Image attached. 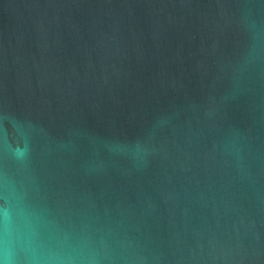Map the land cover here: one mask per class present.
I'll return each instance as SVG.
<instances>
[{"label":"water","instance_id":"1","mask_svg":"<svg viewBox=\"0 0 264 264\" xmlns=\"http://www.w3.org/2000/svg\"><path fill=\"white\" fill-rule=\"evenodd\" d=\"M13 264H264V0H0Z\"/></svg>","mask_w":264,"mask_h":264},{"label":"clouds","instance_id":"2","mask_svg":"<svg viewBox=\"0 0 264 264\" xmlns=\"http://www.w3.org/2000/svg\"><path fill=\"white\" fill-rule=\"evenodd\" d=\"M12 218L8 208L0 209V240L11 230ZM0 264H13L11 256L0 257Z\"/></svg>","mask_w":264,"mask_h":264}]
</instances>
